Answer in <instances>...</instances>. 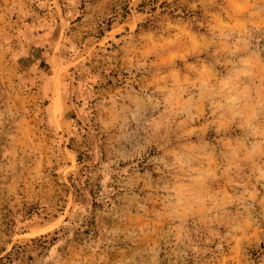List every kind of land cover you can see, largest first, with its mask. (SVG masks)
I'll list each match as a JSON object with an SVG mask.
<instances>
[{"label":"rangeland","instance_id":"obj_1","mask_svg":"<svg viewBox=\"0 0 264 264\" xmlns=\"http://www.w3.org/2000/svg\"><path fill=\"white\" fill-rule=\"evenodd\" d=\"M0 264H264V0H0Z\"/></svg>","mask_w":264,"mask_h":264},{"label":"bare ground","instance_id":"obj_2","mask_svg":"<svg viewBox=\"0 0 264 264\" xmlns=\"http://www.w3.org/2000/svg\"><path fill=\"white\" fill-rule=\"evenodd\" d=\"M53 108H54V112L56 114H60L61 113V102H60V98L59 96H55L54 100H53Z\"/></svg>","mask_w":264,"mask_h":264}]
</instances>
